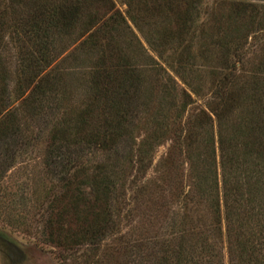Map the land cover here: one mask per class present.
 I'll list each match as a JSON object with an SVG mask.
<instances>
[{"label":"rangeland","instance_id":"obj_1","mask_svg":"<svg viewBox=\"0 0 264 264\" xmlns=\"http://www.w3.org/2000/svg\"><path fill=\"white\" fill-rule=\"evenodd\" d=\"M250 1L259 7L264 5V0ZM112 2L115 10L127 21L125 35L131 46L129 52L138 57L135 61L145 70L149 109L153 116L157 111L161 113L159 120L166 117L167 138L152 145L144 175H137L138 165L133 160L127 175L123 176L122 198L111 207L110 228L103 240L95 245L90 244L86 233L83 234L92 218L84 222L87 214L75 208L77 205L72 200L69 202V196L64 197L65 191L57 196H47L56 182L48 174V165L42 159L47 152L48 137L45 143L44 138L41 139L38 152L32 157L29 155L33 151L19 155L14 166L0 178V233L5 240L17 245L15 254H18L15 258L8 255L5 245L0 244V264H133L126 254L129 248L134 250L136 247L140 252L136 264H151L163 253V248L156 241L172 232L175 217H179L183 210L190 212L195 226L184 246L188 264L198 262L210 246L209 254L204 256L207 263L220 264L222 261L229 264L227 226L230 224L233 228L241 224L243 228L238 226L236 230L246 232L241 238L243 241L248 233L264 227V171L255 166H244L248 161L244 164L243 160L233 168H224L219 135L229 136L232 124L239 121L241 114L245 121L253 110L251 118L257 112L260 114L261 107L257 98L254 102L248 100L250 90L247 98L241 94V109L226 119L216 116L212 109L215 108L216 90L222 82L237 90L239 86H245L249 76L257 73V66L264 62V25L261 30L251 32L252 28L241 19L236 18L231 23L227 19L231 14L229 7L221 4L224 0H205L201 22L198 19L194 25H183L182 9L173 2L171 5L161 0L143 1L147 3L145 6L133 9L138 19L136 24L127 14L126 0ZM105 12L107 10L100 5L92 4L89 8L90 16L100 18L99 23ZM234 24L246 36L243 49L245 63L241 70L231 74L212 43L223 36H232ZM164 29H169L173 35L166 41L162 40ZM94 30L95 27L86 21L81 32L79 30L72 36V44L67 51L54 54L56 58L52 66L73 72L71 80L75 89L83 81L84 61L89 59V56L82 55L102 54L107 47V37L103 35L102 38ZM13 36L9 30L3 32L6 47L0 49V59L11 73L8 91L12 98L16 86L14 71L21 64ZM188 44L189 51L184 52ZM203 45L208 49L205 53L202 52ZM218 47L221 48L220 43ZM80 93L78 96L81 98ZM77 101L76 96L74 102ZM5 105L2 106L7 107ZM201 120L206 123L203 129H200ZM180 129H184L181 136L195 131L201 133H194L193 137L198 138L192 146L194 153H189L186 145L180 150L175 144ZM143 136V132L136 135L135 143H140ZM208 137L210 140L204 145ZM106 156V153L98 151L90 155L86 152L85 159L90 169L84 173L86 180L83 174H79L80 179L86 183L93 178L95 167ZM261 157L254 158L253 162L262 164L264 155ZM225 197L230 217H227L224 206ZM65 204L68 205L59 219L62 230L51 237L48 235L50 229L45 226L46 219L52 217L56 220L58 211ZM218 220L219 225H216ZM122 258L125 262L121 261Z\"/></svg>","mask_w":264,"mask_h":264},{"label":"trees","instance_id":"obj_2","mask_svg":"<svg viewBox=\"0 0 264 264\" xmlns=\"http://www.w3.org/2000/svg\"><path fill=\"white\" fill-rule=\"evenodd\" d=\"M143 1L145 0H126L127 14L134 23L138 19L133 9L139 10L140 6H145L147 3ZM161 1L171 5L173 2L181 7L183 25H194L199 22L198 19L201 22L202 9L206 7L205 0ZM92 4L107 10L101 23L100 18L90 16L89 8ZM221 4L229 7L231 14H228L227 19L231 23L236 18L241 19L242 23L252 28L251 32L261 30L264 25V5L259 7L250 0H224ZM86 21L95 27L94 31L102 38L103 35L107 37V47L102 54L82 55L89 56V59L83 60V81L77 84L76 91L71 80L74 73L52 65L56 58L54 54L67 51L72 44V36L79 30L81 32ZM127 28L125 17L115 10L112 0H0V49L4 50L6 47L3 44V32L9 30L14 35L13 45L19 48L21 62L14 71L15 85L18 87L15 86V96L12 98L8 91L11 73L0 59V178L14 166L19 155L33 151L29 155L32 157L38 152L41 139L44 138L45 143L48 137L47 152L46 155L44 152L42 159L48 165V174L56 182L47 196L53 197L66 192L64 197L69 196V202L72 200L77 205L75 208L87 214L88 217L83 221L87 222L92 218L93 221L83 233H86L91 245L103 240L110 228L108 220L112 216L111 207L122 198L120 190L124 185L123 176L127 175L133 160L138 165L137 175H144L152 145L164 141L169 133L168 125L164 123L166 117L159 120L161 113L157 111L153 116L149 109L150 99L146 92L149 85L145 70L135 61L138 57L129 52L131 46L125 35ZM161 34L163 41L173 36L169 29H164ZM219 43L221 48L218 47ZM245 43L246 36L235 24L232 36H223L212 43L227 68H230L231 74L241 70L245 63ZM189 48L188 44L183 51L188 52ZM202 48L203 53L208 50L204 49L207 48L205 46ZM171 50L172 48L167 52ZM164 61L167 62L165 58ZM257 67V73L249 76L245 86L234 90L222 82L216 90L215 108L212 112L216 116L220 115V118L226 119L240 110L241 94L246 96L250 90L248 100L254 102V98H257L261 107L260 114L257 112L251 118L255 112L253 110L245 121L241 114L239 121L232 124L229 136L219 135L224 168H233L243 160L244 164L248 161L244 166H255L264 171V162H253L254 158L262 159L261 156L264 155V62ZM79 92L82 94L81 98L78 96ZM76 96L79 101L74 102ZM5 103L7 107L2 106ZM205 125L201 120L200 129ZM142 132L144 138L140 143H135L136 135L140 136ZM183 132L184 129L179 130L175 144L180 150L186 145L188 152L194 153L192 146L195 140L198 141V138L193 137L194 133H201L195 131L181 136ZM209 140V137L206 138L203 144ZM199 150L200 148L196 153ZM95 151L106 153L107 156L95 167L93 178L85 183L79 177V174H83L85 179L84 173L90 169L85 154L88 152L90 155ZM197 160L201 161L199 157ZM85 185L87 187L84 189ZM223 202L227 217H230L226 197ZM216 204L218 208L219 205ZM67 205L60 208L56 220L52 217L46 219L45 226L50 229L49 236L61 232L62 221L59 219ZM190 217L187 210L175 217L172 232L156 241L163 248V253L151 264L189 263L184 246L195 230ZM219 220L216 225H219ZM238 226L243 228L239 223L233 228L230 224L227 226L229 264H264V227L248 233L243 241L241 238L246 232L236 230ZM4 237L0 233V244L5 245L9 251L5 250V253L17 257V245ZM256 243L258 245H254ZM210 248L207 246L206 254H209ZM126 255L129 262L138 263L140 252L137 247L134 250L129 248ZM205 255L202 254L196 263L214 264L207 263ZM121 261L125 262V259L122 258ZM219 262L223 264L222 261Z\"/></svg>","mask_w":264,"mask_h":264}]
</instances>
